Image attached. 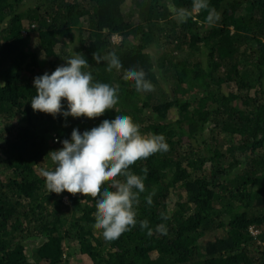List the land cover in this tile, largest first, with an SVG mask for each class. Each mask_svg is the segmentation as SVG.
<instances>
[{
    "label": "trees",
    "instance_id": "1",
    "mask_svg": "<svg viewBox=\"0 0 264 264\" xmlns=\"http://www.w3.org/2000/svg\"><path fill=\"white\" fill-rule=\"evenodd\" d=\"M172 2L189 10L186 22L167 0H0V264H264V0H209L213 24L192 0ZM109 52L119 72L93 59ZM77 54L96 81L119 86L114 109L95 119L35 112L34 78ZM129 67L153 91L124 79ZM117 113L169 150L130 166L147 169L136 210L153 234L137 224L107 241L93 227L95 198L49 193L41 171L54 170L47 156L73 129Z\"/></svg>",
    "mask_w": 264,
    "mask_h": 264
},
{
    "label": "clouds",
    "instance_id": "2",
    "mask_svg": "<svg viewBox=\"0 0 264 264\" xmlns=\"http://www.w3.org/2000/svg\"><path fill=\"white\" fill-rule=\"evenodd\" d=\"M169 12L178 23H184L190 12L183 7L177 8L172 0H167ZM207 11L208 24L218 22L220 14L210 7L209 0H192L191 11ZM45 54L41 53V59ZM66 64L58 66L51 74L44 73L34 78L36 90L31 98V107L35 112L58 115L65 119H95L107 110H113L119 101V86L96 81L84 56L79 54L63 58ZM96 64L104 62L105 70L119 72L122 63L115 52L107 55L93 54ZM124 79L134 81L138 92H151L153 84L146 78L143 69L129 67L124 72ZM62 101L66 102V110ZM62 147L52 151L47 157L54 164V170H42L45 187L49 193L81 194L95 198L96 211L93 227L102 230L107 241L118 239L123 233L139 224L141 230L147 229V235L153 229L147 220H137L136 207L139 194L145 192L144 175H137L130 170L138 160H145L156 153L169 150L166 138L162 134H142L140 125L124 114L117 113L112 120H103L99 126L86 130L73 129L71 137L60 141ZM117 177H123L118 179ZM107 182V183H106ZM155 192H150L146 203L151 205ZM84 200V199H83ZM167 216H162L167 220ZM155 231L166 234L167 228L161 223Z\"/></svg>",
    "mask_w": 264,
    "mask_h": 264
},
{
    "label": "rangeland",
    "instance_id": "3",
    "mask_svg": "<svg viewBox=\"0 0 264 264\" xmlns=\"http://www.w3.org/2000/svg\"><path fill=\"white\" fill-rule=\"evenodd\" d=\"M194 13L197 14L198 12H194ZM33 39H34V38H33ZM113 40H114L115 43H119V42L121 41V38L115 36V37L113 38ZM42 70L45 71V72H47V71H48V67H47V66H44ZM252 230H253V229H252ZM253 233H254V234H257L258 232H257V231H253Z\"/></svg>",
    "mask_w": 264,
    "mask_h": 264
}]
</instances>
